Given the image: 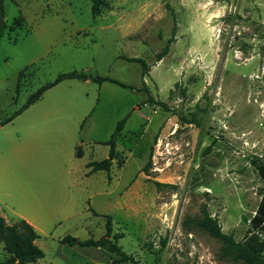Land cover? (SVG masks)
Returning <instances> with one entry per match:
<instances>
[{"label": "rangeland", "instance_id": "obj_1", "mask_svg": "<svg viewBox=\"0 0 264 264\" xmlns=\"http://www.w3.org/2000/svg\"><path fill=\"white\" fill-rule=\"evenodd\" d=\"M3 21L0 123L59 74L125 85L65 80L0 126V211L39 227L40 264H113L56 240H98L108 216L141 264H243L196 227L203 207L237 242L264 244V0H104L98 16L91 0H4ZM127 114L116 162L86 175ZM66 125L82 152L68 175L46 156V132ZM64 206L72 218L47 221Z\"/></svg>", "mask_w": 264, "mask_h": 264}, {"label": "trees", "instance_id": "obj_2", "mask_svg": "<svg viewBox=\"0 0 264 264\" xmlns=\"http://www.w3.org/2000/svg\"><path fill=\"white\" fill-rule=\"evenodd\" d=\"M104 0H91V12L93 16H98L101 13ZM4 19V0H0V37L3 34L5 27ZM168 52L167 46L157 54V60H161ZM130 61L140 62L143 66L141 59L132 58ZM145 72L142 71L143 77ZM91 80L98 84L105 81H110L119 86L125 87V85L108 78L93 77L83 71H72L69 73L59 74L57 77L46 85L40 87L36 92L29 96L26 103L9 118H6L0 125H5L10 122L15 116L20 114L23 110L28 108L31 104L36 102L42 94L57 85L64 80ZM129 114L119 120L112 132L109 140L105 143L109 147L108 157L101 161L90 162L87 167L91 172L106 170L108 171L112 166L113 160H117L116 142L120 137L124 124L128 119ZM79 157V153L77 154ZM264 177V174H263ZM202 216L195 220L196 227L201 231H204L212 238L218 240L223 245L224 253L234 262H242L243 264H264V244H258L254 246L252 244L253 239H256V234H252L244 242H237L232 235H227L221 231V226L218 221L212 218L205 207L201 210ZM111 217L108 216L106 220V234L98 240L88 239L79 240L71 236H65L60 240V243L70 246L77 245L80 247H95L99 248L107 253L113 264H122L129 262L131 264H141L135 260L133 256L124 252L121 246L118 245V240L123 237V234H111ZM38 238L37 233L31 225L24 220H19L11 225L7 224L5 219L0 216V244L3 245L4 250L8 253V257L1 261L0 264H31L36 263L38 260L44 257L43 251L37 247L35 240ZM167 264H177L175 262H168Z\"/></svg>", "mask_w": 264, "mask_h": 264}, {"label": "crops", "instance_id": "obj_3", "mask_svg": "<svg viewBox=\"0 0 264 264\" xmlns=\"http://www.w3.org/2000/svg\"><path fill=\"white\" fill-rule=\"evenodd\" d=\"M72 80H76V79H72ZM66 126L67 127L56 126V127L51 128L49 131L46 132L47 136L51 137L47 141L49 143V148L47 150L48 151V155H46V156H47L48 159H51V160H60L59 164L57 165V168H60V170L62 172H64L66 175H68V174L73 172V167H71V164L74 163L73 159L74 158H81L82 152L80 151V147L77 144V140H76V136H75L74 131L71 130V127L69 125H66ZM51 146L55 149V152L50 151V147ZM28 148H29L28 144H25L24 146L19 147V148L17 147V149H19L20 152H21L22 159H26L28 157V154H27ZM78 153L80 155L79 157L77 156ZM90 162H93V161H90ZM90 162H88L87 164L84 165L85 168L87 169L86 175H92V172L90 171V168L87 167V165ZM114 162H116V161L113 160L112 165H113ZM0 184H1V176H0ZM1 190H3V189L0 186V204L3 205L4 202L2 200V196L3 195L7 196L9 194L8 193H2ZM64 208H65V206L62 207V211L60 212V215L62 216L61 218L57 219L56 218L57 216L48 215V216H46L47 221L48 222H57V224L59 226V225H61V223H64V222L68 221L69 218H72V215L70 214V210H71L70 206H69L68 209L63 210ZM0 216H2L5 219L6 223L9 224V225L15 223V222H12V221L8 220L6 218V216L1 211H0ZM19 220H24L25 222H27L29 225H31L33 227V229L35 230L37 235L39 234V230H40L39 227L36 226L34 223H32V221H30V220H28V219H26L25 217H22V216H20ZM19 220H17V221H19ZM60 239L61 238H58L56 240L60 243ZM80 240H88V238L87 239H80ZM35 244L45 254V246L40 243L39 235H38V238L35 240ZM60 245L63 247V249H66V244L60 243ZM70 247H72V246H70ZM76 249L77 248L75 247L74 250H76ZM86 249H89L90 253L93 255V256L87 255L90 258L89 260L92 259L93 262H99V261L103 260V254H102L101 249L97 248V249H95V252H93L92 248H86ZM72 250H73L72 248H71V250L69 248V250H67V251H72ZM42 259H40V260H42ZM40 260H38L36 263L40 264Z\"/></svg>", "mask_w": 264, "mask_h": 264}]
</instances>
